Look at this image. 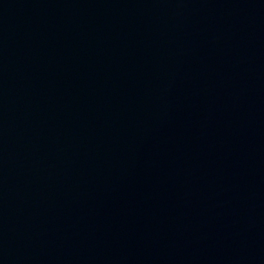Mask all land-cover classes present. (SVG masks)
Wrapping results in <instances>:
<instances>
[{
  "label": "water",
  "instance_id": "obj_1",
  "mask_svg": "<svg viewBox=\"0 0 264 264\" xmlns=\"http://www.w3.org/2000/svg\"><path fill=\"white\" fill-rule=\"evenodd\" d=\"M0 264H264V0H0Z\"/></svg>",
  "mask_w": 264,
  "mask_h": 264
}]
</instances>
